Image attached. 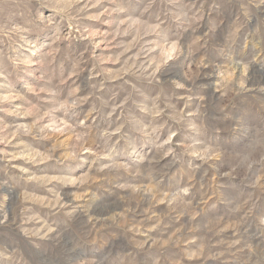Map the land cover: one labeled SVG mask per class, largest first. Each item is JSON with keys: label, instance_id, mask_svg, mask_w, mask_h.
<instances>
[{"label": "rangeland", "instance_id": "374dc122", "mask_svg": "<svg viewBox=\"0 0 264 264\" xmlns=\"http://www.w3.org/2000/svg\"><path fill=\"white\" fill-rule=\"evenodd\" d=\"M0 264H264V0H0Z\"/></svg>", "mask_w": 264, "mask_h": 264}]
</instances>
